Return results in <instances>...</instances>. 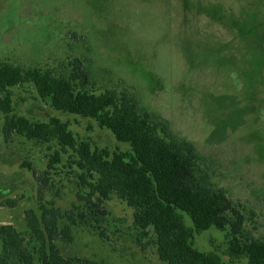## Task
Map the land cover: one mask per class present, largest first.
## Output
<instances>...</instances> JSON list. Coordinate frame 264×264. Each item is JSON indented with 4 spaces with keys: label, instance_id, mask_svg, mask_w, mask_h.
<instances>
[{
    "label": "rangeland",
    "instance_id": "rangeland-1",
    "mask_svg": "<svg viewBox=\"0 0 264 264\" xmlns=\"http://www.w3.org/2000/svg\"><path fill=\"white\" fill-rule=\"evenodd\" d=\"M0 61L38 67L71 80L77 90L135 100L141 118L194 153L201 184L226 193L243 213L242 241L264 239V0H0ZM77 61L85 86L74 77ZM12 93L13 114L59 117L78 144L132 154L131 144L97 118L56 110L31 83ZM4 117L0 112V219L14 223L32 251L37 254L39 246L26 212L41 215L42 203L59 208V229L71 227L72 241L54 240L66 257L169 264L158 255L153 228L144 234L135 226V209L117 191L103 201L107 213L98 227L80 199L90 189L81 185L74 150L50 168L61 150L58 140L16 132L5 138ZM181 213L194 229V247L230 261L228 229L198 231L189 214Z\"/></svg>",
    "mask_w": 264,
    "mask_h": 264
},
{
    "label": "trees",
    "instance_id": "trees-1",
    "mask_svg": "<svg viewBox=\"0 0 264 264\" xmlns=\"http://www.w3.org/2000/svg\"><path fill=\"white\" fill-rule=\"evenodd\" d=\"M74 68V77L82 79L85 86L87 80L81 63L77 61ZM24 82L31 83L41 98H49L58 111L97 118L102 127H108L119 140L131 144L132 154H111L93 148L89 142L78 144L69 125L59 117L34 119L13 114L12 88ZM131 100L124 96L120 102L115 92L96 94L85 88L77 90L71 80L46 74L38 67L25 69L0 61V112L5 116V138L16 132L28 139L58 140L61 150L51 157L50 168L61 160L63 152L74 150L78 155L76 163L83 170L81 185L90 189L80 199L85 201L86 210L95 213L93 220L98 227L101 215L107 213L103 201L117 191L135 209V226L144 234L149 227L153 228L158 255L169 264H234L236 259H244L245 264H264V239L249 238L246 242L241 239L243 213L226 193L201 184L194 153L161 135L151 119L141 118L136 101ZM42 191L40 187L39 201L43 198ZM40 209L41 215L34 209L26 212L29 231L39 246L37 254L15 225L0 224V264H98L87 258L64 256L54 240L61 237L72 241L70 225L59 229L58 220L62 217L59 208L41 203ZM182 211L189 214L198 231L213 225L228 229L226 254L230 261L216 252L194 247V229L185 223ZM70 220L77 221L74 216Z\"/></svg>",
    "mask_w": 264,
    "mask_h": 264
},
{
    "label": "crops",
    "instance_id": "crops-1",
    "mask_svg": "<svg viewBox=\"0 0 264 264\" xmlns=\"http://www.w3.org/2000/svg\"><path fill=\"white\" fill-rule=\"evenodd\" d=\"M4 223H10V224H13L14 225V223H12L11 221H5V220H1L0 219V224H4ZM0 241H1V249H0V251H2V238H1V236H0Z\"/></svg>",
    "mask_w": 264,
    "mask_h": 264
}]
</instances>
